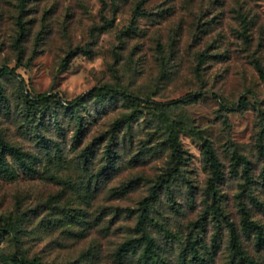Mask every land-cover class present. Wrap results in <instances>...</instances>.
<instances>
[{
	"label": "rangeland",
	"instance_id": "obj_1",
	"mask_svg": "<svg viewBox=\"0 0 264 264\" xmlns=\"http://www.w3.org/2000/svg\"><path fill=\"white\" fill-rule=\"evenodd\" d=\"M2 65L61 100L29 108L18 78L0 73L10 170L0 173V264L10 253L46 264H242L229 224L264 264L242 224L264 235V0H0ZM204 141L222 171L215 213ZM144 202L146 250L135 225Z\"/></svg>",
	"mask_w": 264,
	"mask_h": 264
},
{
	"label": "trees",
	"instance_id": "obj_2",
	"mask_svg": "<svg viewBox=\"0 0 264 264\" xmlns=\"http://www.w3.org/2000/svg\"><path fill=\"white\" fill-rule=\"evenodd\" d=\"M21 4L18 6L19 11L17 13L16 19L19 25V30L23 31V20L21 18L23 8ZM110 22L111 20H108V23ZM14 67H7L6 65H2L0 66V73H13L18 78L19 88H20V91L23 92L24 101L27 104V107L29 108L40 107L45 104H48L52 100H55V101L61 100V98L58 97L56 92L48 93L47 91L33 90L29 86L28 81L22 75V73L19 70L15 71L16 68ZM100 88L107 89V86L102 85L101 87H99L95 85L90 89L89 92L97 93ZM119 93L126 98L130 96V94L124 91H120ZM188 96L189 94L184 95L183 97H181V99L186 100L189 98ZM79 99H80V96L76 95L72 99L67 100L66 104L68 106L75 105ZM174 101H177V100H171L170 102H174ZM76 133H78V131ZM38 137L40 139L42 135L38 134ZM2 145H5V144H2ZM202 145H203L202 155L209 169V176L206 179V188L211 197L209 208L211 209L212 213H215L218 209L216 183L222 178V171L220 169V164L216 156L214 155L208 142L204 141ZM171 146L175 153L173 158H175V156L178 155L177 152L178 153L180 152V147L178 143L175 141H171ZM5 147L8 151H10L11 154L14 155V157L19 162L21 161L23 165L25 164L24 159H22V154H23V157L25 155L24 152H22L19 148L14 147L9 144H6ZM258 151L264 157V148L259 147ZM233 155L236 159H240L242 161L244 168L247 166L248 161L243 156H240L238 154H233ZM169 163H172V159L169 161ZM243 172H244L243 174H244L245 180H247L249 176L246 173V170H243ZM0 173L4 175L10 174V170H8L7 167L4 165L1 156H0ZM97 173H105V172H102V170H99ZM163 177H165L164 173L160 178L161 180L159 181H165ZM159 183L161 184V182ZM160 184H158V182H155L153 185L149 187L148 197H151L155 194L156 192L155 189L157 186H160ZM145 205H146V202H144V205L137 216L135 225L137 229H140V231H142L140 234V239L145 242V250H146L151 247L152 239L143 233L144 223L145 221L149 219L148 214H147V208ZM242 224L244 225L245 228L254 230V245L264 248V235H263V231L261 227L258 224L249 220L246 216H243ZM228 229H229L228 243H229L230 253H231L232 258H236L242 264H257L256 261L250 255H248L244 251V249L241 247L240 242L236 237V233L233 231V228L230 224L228 226ZM12 230H14L12 225H8L7 227L4 228V231L8 233H11ZM130 246H131L130 242L126 241V242H123L121 245H119L117 250L120 254H124L127 252V250L130 249ZM191 254L193 256L197 255L196 251L193 250V248L191 250ZM3 258L6 260V262L10 264H46V263L40 262L36 257H25L23 255L14 254V253L5 254ZM183 263L184 262L181 261V264ZM230 264H234V263L231 262Z\"/></svg>",
	"mask_w": 264,
	"mask_h": 264
}]
</instances>
